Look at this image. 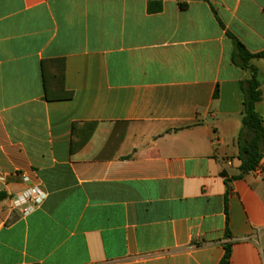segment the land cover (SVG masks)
Listing matches in <instances>:
<instances>
[{
	"label": "crops",
	"instance_id": "crops-1",
	"mask_svg": "<svg viewBox=\"0 0 264 264\" xmlns=\"http://www.w3.org/2000/svg\"><path fill=\"white\" fill-rule=\"evenodd\" d=\"M234 37L264 51V0H0V264H264Z\"/></svg>",
	"mask_w": 264,
	"mask_h": 264
},
{
	"label": "trees",
	"instance_id": "trees-1",
	"mask_svg": "<svg viewBox=\"0 0 264 264\" xmlns=\"http://www.w3.org/2000/svg\"><path fill=\"white\" fill-rule=\"evenodd\" d=\"M233 39L236 45L234 62L250 72V78L242 87L244 111L242 114V129L238 136V158L241 161V165L239 175L233 177V179L237 180L251 173L264 158V118L256 109L257 104L262 100L261 83L258 69L251 64L254 59H264V51L258 54H251L237 38L234 37ZM227 183L229 182L227 181ZM229 194L228 186L226 199ZM5 199L6 196L0 194V202ZM226 234L227 236L230 235L228 230ZM225 250L226 253L220 264H231L232 248L230 245H226Z\"/></svg>",
	"mask_w": 264,
	"mask_h": 264
},
{
	"label": "built area",
	"instance_id": "built-area-1",
	"mask_svg": "<svg viewBox=\"0 0 264 264\" xmlns=\"http://www.w3.org/2000/svg\"><path fill=\"white\" fill-rule=\"evenodd\" d=\"M252 172L257 176H262L264 174V165L259 164ZM21 177L26 182L29 181V177L25 173H22ZM45 199L46 192L44 189L39 184H30L25 191L9 200L10 203L7 209L11 212L19 211L22 216H27L39 208Z\"/></svg>",
	"mask_w": 264,
	"mask_h": 264
}]
</instances>
